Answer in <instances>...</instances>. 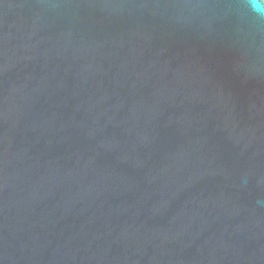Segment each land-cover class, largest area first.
<instances>
[{
    "label": "water",
    "instance_id": "water-1",
    "mask_svg": "<svg viewBox=\"0 0 264 264\" xmlns=\"http://www.w3.org/2000/svg\"><path fill=\"white\" fill-rule=\"evenodd\" d=\"M251 3L0 0V264H264Z\"/></svg>",
    "mask_w": 264,
    "mask_h": 264
},
{
    "label": "clouds",
    "instance_id": "clouds-1",
    "mask_svg": "<svg viewBox=\"0 0 264 264\" xmlns=\"http://www.w3.org/2000/svg\"><path fill=\"white\" fill-rule=\"evenodd\" d=\"M250 7L259 14H264V0H252Z\"/></svg>",
    "mask_w": 264,
    "mask_h": 264
}]
</instances>
